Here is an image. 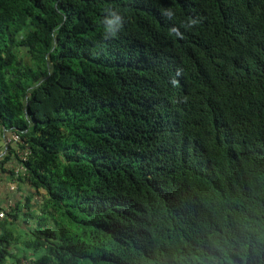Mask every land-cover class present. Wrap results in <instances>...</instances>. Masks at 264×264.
Here are the masks:
<instances>
[{"label": "trees", "instance_id": "trees-1", "mask_svg": "<svg viewBox=\"0 0 264 264\" xmlns=\"http://www.w3.org/2000/svg\"><path fill=\"white\" fill-rule=\"evenodd\" d=\"M3 130L0 264H264V0H0Z\"/></svg>", "mask_w": 264, "mask_h": 264}, {"label": "crops", "instance_id": "crops-1", "mask_svg": "<svg viewBox=\"0 0 264 264\" xmlns=\"http://www.w3.org/2000/svg\"><path fill=\"white\" fill-rule=\"evenodd\" d=\"M13 133L7 132L6 130L0 131V156L7 150V141L11 138ZM0 164V170H1ZM8 170L14 172L15 174L19 171V164L12 160L8 166ZM32 193L31 187L27 182H22L18 180L17 176L13 178L12 175L7 173L0 172V208L9 211L11 206H14L16 203H22L21 209L19 212V219L15 222L6 221L5 219H0V224L5 223L4 228L0 227V233L3 230L12 231L18 239L22 242L29 239L30 233L34 227V219L30 218L27 214L32 212L36 216L38 211L39 199L35 197L34 200L29 205L28 211L26 210L27 198L30 197ZM14 254H17L18 257L28 258V260H33L34 255L23 248L22 245L14 246L12 249ZM6 264H17L15 259L9 258Z\"/></svg>", "mask_w": 264, "mask_h": 264}, {"label": "built area", "instance_id": "built-area-1", "mask_svg": "<svg viewBox=\"0 0 264 264\" xmlns=\"http://www.w3.org/2000/svg\"><path fill=\"white\" fill-rule=\"evenodd\" d=\"M9 143H12V144H19L25 148H19L18 151H17V154L19 156V159L23 160V161H26L27 159V156H28V148H27V144L25 143L24 140H22V137L17 134V133H13L11 138L7 141V144ZM2 156H0L1 158ZM19 164V163H18ZM25 168L22 164H19V171L18 173H16L17 175L18 174H22V173H25ZM5 218V213L4 212H0V219H4Z\"/></svg>", "mask_w": 264, "mask_h": 264}, {"label": "rangeland", "instance_id": "rangeland-1", "mask_svg": "<svg viewBox=\"0 0 264 264\" xmlns=\"http://www.w3.org/2000/svg\"><path fill=\"white\" fill-rule=\"evenodd\" d=\"M24 57H25V61L28 63V64H31V60L29 57H26V54H23Z\"/></svg>", "mask_w": 264, "mask_h": 264}]
</instances>
